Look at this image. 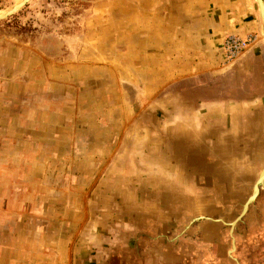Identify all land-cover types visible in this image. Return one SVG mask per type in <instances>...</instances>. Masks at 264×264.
I'll list each match as a JSON object with an SVG mask.
<instances>
[{
  "label": "crops",
  "instance_id": "0c3cea01",
  "mask_svg": "<svg viewBox=\"0 0 264 264\" xmlns=\"http://www.w3.org/2000/svg\"><path fill=\"white\" fill-rule=\"evenodd\" d=\"M120 7L83 100L0 42V264H264V130L220 72L249 0Z\"/></svg>",
  "mask_w": 264,
  "mask_h": 264
},
{
  "label": "rangeland",
  "instance_id": "374dc122",
  "mask_svg": "<svg viewBox=\"0 0 264 264\" xmlns=\"http://www.w3.org/2000/svg\"><path fill=\"white\" fill-rule=\"evenodd\" d=\"M18 1L23 0H0V14ZM123 3L128 4L129 0H31L0 20V42L26 49L27 53L38 52L45 58L44 64L59 76L65 70L76 74L72 85L83 100L88 90L115 87L114 83L109 84L114 82L112 79H107L106 85L98 80L104 68L112 71L119 64L117 58L121 55L117 53L114 30L109 26L120 16L118 10ZM249 10L251 27L243 39L249 38L250 44L236 58L225 61L220 72L229 76L240 90L234 97H244L253 104L252 115L259 118L264 130V27L255 0H249Z\"/></svg>",
  "mask_w": 264,
  "mask_h": 264
},
{
  "label": "built area",
  "instance_id": "2783aa9c",
  "mask_svg": "<svg viewBox=\"0 0 264 264\" xmlns=\"http://www.w3.org/2000/svg\"><path fill=\"white\" fill-rule=\"evenodd\" d=\"M250 44L249 38H240L237 36H227L224 38L221 51L225 61H231L236 58L243 50H245Z\"/></svg>",
  "mask_w": 264,
  "mask_h": 264
},
{
  "label": "water",
  "instance_id": "95a60500",
  "mask_svg": "<svg viewBox=\"0 0 264 264\" xmlns=\"http://www.w3.org/2000/svg\"><path fill=\"white\" fill-rule=\"evenodd\" d=\"M30 1H31V0H24V2H22L21 4H19V5L15 6V7H13V8H12L9 12H7L5 15H0V20L6 19L7 17L11 16L13 13L17 12L18 10H20L22 7H24V6H25L28 2H30ZM255 2H256V5H257V7H258L259 15H260V18H261L262 21H263V27H264V2H263V0H255ZM263 172H264V170H263ZM263 172H262V173H263ZM262 176H263V175L260 174L259 179H258V182L260 181V179H261ZM263 178H264V177H263ZM258 182H257V183H258ZM259 185H260V183H259ZM259 185H257V187H256L257 191H258V186H259ZM249 200H250V198L247 200L246 204L244 205V208H243L242 214H243L244 211L246 210V206H247ZM242 214H241L240 216H242Z\"/></svg>",
  "mask_w": 264,
  "mask_h": 264
},
{
  "label": "bare ground",
  "instance_id": "6f19581e",
  "mask_svg": "<svg viewBox=\"0 0 264 264\" xmlns=\"http://www.w3.org/2000/svg\"><path fill=\"white\" fill-rule=\"evenodd\" d=\"M20 1H21V0H20ZM22 2H24V0H23ZM22 2H19V1H18V3H16L15 5L12 6V8L15 7V6H17V5H19V4H21ZM12 8H11V9H12ZM11 9H10V10H11ZM10 10H9V11H10ZM9 11H7V12H9ZM258 11H259V10H258ZM7 12H6V13H7ZM6 13H4V14H2V15H5ZM0 15H1V14H0ZM263 170H264V169H263ZM263 170H262V172H263ZM262 172H261V174L263 175L262 177H264V172H263V173H262ZM262 177H261V179H260L261 181H259V182L257 181L258 183L256 182V184L254 185L253 194H252V196L250 197V200H249L248 203H250L251 200H254V198L256 197V195H257V193H258V191H257V189H256L257 185H259V183H260V185L263 184ZM246 207H247V206H246Z\"/></svg>",
  "mask_w": 264,
  "mask_h": 264
}]
</instances>
